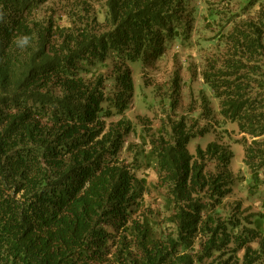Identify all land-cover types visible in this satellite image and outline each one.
<instances>
[{
  "label": "trees",
  "instance_id": "obj_1",
  "mask_svg": "<svg viewBox=\"0 0 264 264\" xmlns=\"http://www.w3.org/2000/svg\"><path fill=\"white\" fill-rule=\"evenodd\" d=\"M258 1L0 0V264H264V198L256 212L228 203L229 146L189 151L208 133L198 121L210 100L197 120L176 116L175 72L156 130L127 117L133 64L145 77L176 43H211L200 77L241 136L248 192L259 191Z\"/></svg>",
  "mask_w": 264,
  "mask_h": 264
},
{
  "label": "rangeland",
  "instance_id": "obj_2",
  "mask_svg": "<svg viewBox=\"0 0 264 264\" xmlns=\"http://www.w3.org/2000/svg\"><path fill=\"white\" fill-rule=\"evenodd\" d=\"M193 1L199 10H202L203 0ZM224 2H227V0H224ZM261 3L264 4V0H259L256 5ZM202 25L203 23L199 20L195 24L200 29ZM205 36L211 37L212 35L206 34ZM198 39L193 36L190 47L176 43L164 62L159 65V69L148 73L145 77L140 72L141 63L136 62L133 64L135 96L133 106L127 117L135 126L137 125V132L140 130V126L137 124L138 116L148 118L151 121L149 124L152 126V129L156 130L159 124L158 120L162 114L161 107H159V98L167 90V86L173 78L174 73L178 72L180 75V91L178 108L175 111V115L186 116L193 118V120L199 119L201 113L204 112L203 98L210 100V108L212 110L209 116H205V119L203 118L198 121V128L207 127L208 133L203 138H196L190 142V153L194 154L195 148L198 145L204 148L208 143L213 141H220L222 144L229 146L233 153L230 170L237 181L228 196V203L240 202L244 209L256 212L260 209L261 199L264 198V186L253 194L248 192L250 178L249 171L244 166V150L241 145L235 143L240 140L241 136L237 133V129L234 126L225 123L221 119L218 113V102L212 99L210 92L204 87L200 77L204 57L214 54L215 49L212 48L211 43L198 42ZM163 84L166 85L162 86ZM158 88H161V93L158 92ZM133 138L131 137L128 140L132 141ZM250 140L247 138L248 143ZM260 140L264 141V137ZM154 179L155 177L150 175V180Z\"/></svg>",
  "mask_w": 264,
  "mask_h": 264
}]
</instances>
